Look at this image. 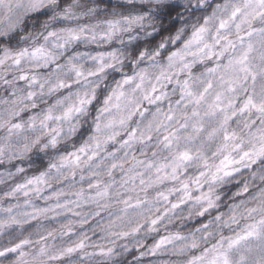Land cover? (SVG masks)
Segmentation results:
<instances>
[{
	"label": "clouds",
	"instance_id": "obj_1",
	"mask_svg": "<svg viewBox=\"0 0 264 264\" xmlns=\"http://www.w3.org/2000/svg\"><path fill=\"white\" fill-rule=\"evenodd\" d=\"M0 264H264V0H0Z\"/></svg>",
	"mask_w": 264,
	"mask_h": 264
}]
</instances>
